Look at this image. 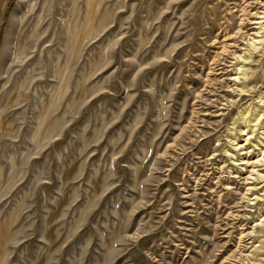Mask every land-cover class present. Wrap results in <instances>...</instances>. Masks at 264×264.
Segmentation results:
<instances>
[{"label":"rangeland","instance_id":"rangeland-1","mask_svg":"<svg viewBox=\"0 0 264 264\" xmlns=\"http://www.w3.org/2000/svg\"><path fill=\"white\" fill-rule=\"evenodd\" d=\"M0 264H264V0H13Z\"/></svg>","mask_w":264,"mask_h":264},{"label":"crops","instance_id":"crops-1","mask_svg":"<svg viewBox=\"0 0 264 264\" xmlns=\"http://www.w3.org/2000/svg\"><path fill=\"white\" fill-rule=\"evenodd\" d=\"M12 1L13 0H0V32L3 30V23L7 20Z\"/></svg>","mask_w":264,"mask_h":264},{"label":"trees","instance_id":"trees-1","mask_svg":"<svg viewBox=\"0 0 264 264\" xmlns=\"http://www.w3.org/2000/svg\"><path fill=\"white\" fill-rule=\"evenodd\" d=\"M3 25H4V23H3Z\"/></svg>","mask_w":264,"mask_h":264}]
</instances>
